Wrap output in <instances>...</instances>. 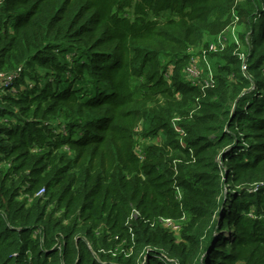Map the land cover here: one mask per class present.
Segmentation results:
<instances>
[{
  "label": "trees",
  "instance_id": "trees-1",
  "mask_svg": "<svg viewBox=\"0 0 264 264\" xmlns=\"http://www.w3.org/2000/svg\"><path fill=\"white\" fill-rule=\"evenodd\" d=\"M19 69L0 264H264V0H0Z\"/></svg>",
  "mask_w": 264,
  "mask_h": 264
},
{
  "label": "built area",
  "instance_id": "built-area-1",
  "mask_svg": "<svg viewBox=\"0 0 264 264\" xmlns=\"http://www.w3.org/2000/svg\"><path fill=\"white\" fill-rule=\"evenodd\" d=\"M232 30L234 31V27L232 28ZM234 33V32H232ZM226 37L224 35H220L218 37V39L212 43L209 44L208 46V51H218V50H222L225 48L226 46V41H225ZM206 51L203 52V59L206 61V64L208 66L209 69V80H211L212 82V74H211V67L208 63V61L206 60ZM244 54H241V57H243ZM244 68H246L244 66ZM189 76H191L192 78L195 79H201L202 74L204 73L203 70L199 67L197 60H193L192 61V65H190V67H188L187 69ZM20 74V69L15 72V73H11V74H6L4 72H0V91H3L5 88L10 87L13 85V82L15 80L16 77H18ZM257 188V187H256ZM255 188V189H256ZM254 189V190H255ZM43 190H41L38 194H42ZM163 221L165 222V224L167 226H171L173 228H177L178 226L175 225L171 219H163Z\"/></svg>",
  "mask_w": 264,
  "mask_h": 264
},
{
  "label": "rangeland",
  "instance_id": "rangeland-1",
  "mask_svg": "<svg viewBox=\"0 0 264 264\" xmlns=\"http://www.w3.org/2000/svg\"><path fill=\"white\" fill-rule=\"evenodd\" d=\"M194 60H200V59H198V58H195ZM202 60V59H201ZM201 60H200V62H201ZM210 63H211V65H212V61L210 60ZM212 68H213V66H212ZM226 234H228V232L226 231Z\"/></svg>",
  "mask_w": 264,
  "mask_h": 264
}]
</instances>
